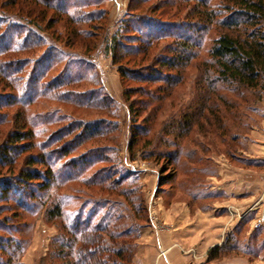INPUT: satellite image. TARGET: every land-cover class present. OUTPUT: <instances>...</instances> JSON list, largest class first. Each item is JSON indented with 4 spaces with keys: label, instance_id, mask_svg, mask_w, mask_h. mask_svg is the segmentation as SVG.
<instances>
[{
    "label": "trees",
    "instance_id": "1",
    "mask_svg": "<svg viewBox=\"0 0 264 264\" xmlns=\"http://www.w3.org/2000/svg\"><path fill=\"white\" fill-rule=\"evenodd\" d=\"M146 1L129 0L126 10L109 25L108 11L98 6L102 0H0V213L11 208L15 220L10 223V217L0 218V264H26L22 255L27 242L20 236L25 231L17 223L28 227L26 214L38 209H43L46 221L57 229L50 240L47 264H133L138 234L148 216L136 192L135 172L125 168L116 153L119 136L113 135L117 128L110 120L116 101L109 97L101 80L91 56L94 50L103 47L110 54L129 115L138 118L141 110L146 113L142 123L131 122L130 157L135 158L140 151L142 158H153L158 164L165 160L175 166L165 181L173 180L177 169L184 166L180 186L198 181L195 168L185 169L194 160L192 146L191 150L184 146L194 127L202 137L212 133L213 128L223 137L228 132L224 119L235 116L232 112L239 105L236 101L247 102L246 92L254 101L261 98L264 0H186L195 2L193 10L186 13V21L179 23L162 17L167 14L165 6H177L178 12L181 4L159 0L158 5L143 10ZM90 5L93 7L87 9ZM161 8L159 16L144 14ZM60 22L62 28L57 32L54 26ZM82 24L98 26L102 37L95 31L90 34ZM30 25L38 33L47 32L53 41L34 32ZM185 27L189 33L179 31ZM205 29L213 30L214 35L207 56L198 60L194 49L200 45L193 36ZM55 41L63 43L62 48ZM75 47L81 49L75 51ZM154 49L157 51L152 53ZM136 55L153 65L129 67L136 63ZM59 64L60 71L46 79ZM198 66L204 70L195 81L201 91L183 103L175 93L186 84V69ZM84 83L90 87H84ZM18 91L21 96L16 95ZM224 92L232 93L233 99L225 98ZM213 99L223 103L224 112L213 106ZM42 100L45 105L40 104ZM50 100L60 105L48 108ZM14 105H19L18 110L10 116L2 111ZM33 105L40 106L33 110ZM165 106V110L171 107L173 111L162 118L156 132L155 138L162 146L156 152L157 145L146 138L152 129L150 121ZM72 108L79 113L74 115ZM82 110L93 114L84 115ZM64 116H70V123L34 141L46 133L47 126L61 123ZM3 126L8 129L4 131ZM233 135L236 142L237 135ZM195 140L192 143L197 147L204 146ZM89 142L93 145L85 149ZM54 143L59 145L53 147ZM210 144L205 145V151ZM34 147L39 153H29L19 164V155ZM62 157L66 159L58 163ZM98 162L102 165L90 171ZM165 163L161 173L167 170ZM206 168L197 172L212 171ZM74 182L79 186L70 187ZM83 191L88 193L85 199L81 198ZM240 236V231L229 234L221 245L210 248L207 259L216 260L239 249L255 253L257 236L251 235V242H244Z\"/></svg>",
    "mask_w": 264,
    "mask_h": 264
},
{
    "label": "rangeland",
    "instance_id": "2",
    "mask_svg": "<svg viewBox=\"0 0 264 264\" xmlns=\"http://www.w3.org/2000/svg\"><path fill=\"white\" fill-rule=\"evenodd\" d=\"M163 1H168V0H163ZM176 4H181L180 6L182 7L181 9L178 10L177 12V6H165V8H163V10L165 9V11L167 12L166 15H163L162 18H166V19H172V20H178V23L180 22V20H184L186 21V13L190 12L194 5L195 2L193 1H188L185 3L184 1L181 0H170ZM212 3H214L216 0H211ZM128 2L129 0H102V3L99 4V7H104L107 11H108V24L112 25L113 22L118 19L122 13L126 10L127 6H128ZM159 0H147L146 2L142 3L141 8L143 10L146 9V7H148L149 5H154L157 4L158 5ZM93 6H87V9H91ZM167 7V8H166ZM142 10V11H143ZM160 11L162 12V8L159 9L158 11H144V14L146 17H151V16H159ZM51 11L49 12V15H51ZM49 17V16H48ZM44 25V24H43ZM62 23H56V25L54 26V28H57V32L59 29H61ZM82 27L88 28L89 29V33L92 34L94 33L93 31H95V33H97L98 36L102 37V29L100 30V28L98 26H91L88 24H82ZM90 26V27H89ZM30 29H33L34 32L38 31L35 29V27H33V25L29 26ZM178 27L174 26L173 29H177ZM179 31L183 32V33H189V28L185 27L184 29ZM39 35H47V32H39ZM101 34V35H100ZM214 35V31L213 30H203V31H199L194 32V36H193V40L199 44L200 46L198 48H195L194 51L198 53V57L197 59L199 60L200 58L203 59L207 56V49L210 46V39L212 38V36ZM48 36V35H47ZM49 37V36H48ZM51 37H49L50 39ZM99 39V38H97ZM168 41H170V39H167ZM51 41L52 38H51ZM163 41V40H162ZM165 42V41H164ZM54 43V42H53ZM163 42H160V44H162ZM166 43V42H165ZM55 44L60 46L62 48V46L64 45L61 42H56ZM160 47V45L158 44V46L156 47V49H158ZM80 47H75L74 50H80ZM156 49H154L152 51V53H154L155 51H157ZM82 51V50H81ZM38 52L34 55H37ZM79 54V53H78ZM81 55V54H79ZM91 56L93 57L94 61L97 63V66L99 68L100 74H101V80L103 82V84L107 85L109 87V97L114 99L116 102V104L112 105L113 107V115L110 116V120L113 121V125H116L117 130L114 131L113 135H118L119 136V141L117 139L116 136V142H119V150L116 152L120 162L123 166H125V168H129L131 170H133V172H135L133 174V177L136 179L135 182V186H136V192L138 194L139 199H141V201L143 202V206L146 209V215L148 216V224H150V226H154L156 228V224L155 221H157L156 219V214L154 213V211L152 210V207L154 206V201L153 198L150 196L153 193V191L151 190V183L156 181V187L157 186H162L163 183H168L167 187L169 189L173 188L176 186V182L178 181V179H182V175L184 174L183 168L184 166H182L181 168L177 169L176 176L173 180L171 181H165L166 175H168V173L172 172V169H175L176 167H172L171 164L165 163V160H161L160 163H156L155 160L153 158H142L141 157V153H139L140 151L137 152V155L135 156V158H131L130 157V152L128 149V144H129V130H130V126H131V122H136L137 124L142 123L143 122V117L145 116V111L140 112V116H138V118H133L129 115V111L127 109V105L124 104V102H122L121 99V94L120 96L118 95V92L122 91V86H121V81L118 75V72L116 70L115 67H113V65L111 64V56L108 53H105L103 50V47L101 49H96L92 52ZM142 56L141 55H136L135 56V62L136 63H132V65H129V67L131 68H139L140 66L138 65H147L149 64V66L151 67L153 64H151L149 61H147L146 59L141 60ZM34 60V59H33ZM197 60V61H198ZM143 67V66H142ZM157 68L160 67V65L156 66ZM62 68V64H59V66H56L55 68H53L45 77L46 79H50L53 76H55L60 69ZM203 67L202 66H198L197 68L195 67H191L186 69L185 71V75H184V81H186V84H182V86L179 88V91L175 93L176 97H181L179 98L181 102L185 103L186 101H189L188 99L190 97H194V93L197 94V91H201L200 89H197L195 87V81L198 79L197 77L199 76V74L201 72H203ZM116 73L118 75V78L116 77ZM118 81V83H117ZM24 83V82H21ZM115 83V84H114ZM132 84L134 85V82H132ZM84 87H90V84H83ZM120 85V87H119ZM155 85H152V87H154ZM190 86V87H189ZM121 88V89H120ZM202 89V88H201ZM112 90V91H111ZM220 93H223V91H220ZM248 101L247 102H243L242 100L238 99L236 102L239 104L238 107L236 109H234L235 116L232 118L230 116H227L226 113L225 115L227 117H229V119L225 118L224 122L226 123V125L228 126V132L227 135L223 136V137H219L216 130L211 129L213 132H209L206 135H202L199 134V131L196 130L197 126L194 127V130L192 131V136L190 137V139H186V142L184 143V146H187L186 148L191 147V149H193V151H195L194 156H193V162L190 165H186L185 169L187 167L189 168H195V172L197 175V180L198 179H202L204 177L203 174V169L200 173L197 172V170L201 167L206 166L207 170L210 171V168L212 169V171L214 170V166H211L209 164V162H207V160L211 161L210 159H208L211 155V153H219V152H225L228 154V156L234 155L236 156L237 154H241L240 150H239V146H236V142L232 140V134L237 135V139L239 137H245L247 134H249V132L251 131V129L253 127L258 128L260 127V123L263 121L264 119V91L261 92V98L257 101H254L255 98H253L248 92L245 93ZM17 96H21L22 93L21 92H17L16 93ZM28 95V94H26ZM137 97V95H136ZM224 97L226 98H231L233 99V94L230 92H224ZM212 102H214L213 106L217 108H219V111L224 112V105L220 100H215L213 99ZM165 103H170V102H165ZM41 105H45V102L42 100L40 102ZM60 104H57V102H51V100L49 101V103H47V107L48 108H52V107H57ZM40 105H33L32 109L33 110H38ZM19 105H14L11 108H4L2 111L6 112L7 115H11L14 111L18 110ZM167 106L159 109L158 114H156V118L152 121H150V125H152V129L151 132L147 135V138L145 136L146 139L151 138L153 143L156 146V152H158L159 150L162 149V146L158 143L157 138H155L156 136V132L159 130V127L161 126V121L162 118L167 117L171 114V111H173V109L170 107L169 109L165 110ZM71 111H73L72 113L74 115H77V113H79L78 111H76L75 109H71ZM61 113H64L63 110L61 111ZM82 113H84V115H89V114H93L90 112V110L88 111H83ZM81 113V114H82ZM62 115V114H61ZM237 116V118H235ZM63 118V117H62ZM132 122V123H133ZM70 123V116H64V118L62 119V122L58 123V124H53L50 126L46 127V133L45 134H41L38 137H35L34 141L38 142L42 139L43 136H46L47 134L52 133L54 130H57L59 127H61V125H64V127L66 126V124ZM205 123V122H204ZM204 127H207V124H203ZM214 127V126H212ZM210 128V127H209ZM4 131H6L8 129L7 126H3ZM199 129V128H198ZM233 135V136H234ZM196 138L195 141L199 142L201 145L204 146H198L192 143V140ZM144 139V137L142 138V140ZM141 140V142L139 143V145L141 146V144L143 143V141ZM194 141V142H195ZM102 142V141H101ZM103 143V142H102ZM210 148H208L209 150L205 151L207 149V147L205 146L206 144H209ZM59 145V143H54L53 147ZM93 143L89 142L87 144L84 145L85 149H88V147L92 146ZM190 149V150H191ZM141 150V149H140ZM81 151V150H80ZM104 154L105 151H103ZM29 153H39V149L38 147H34L32 149H30L28 152L27 151H23L19 157H18V162L19 164H22L24 161V158L26 157V155H28ZM109 153V152H108ZM87 154V153H85ZM140 155V156H139ZM95 157V154H91L90 157ZM54 157H57L54 155ZM208 157V158H207ZM66 158H61L60 160H58V163H60L61 161H63ZM197 160V161H196ZM255 160H251L250 158H243L242 162L244 164H250L251 162L255 163ZM258 161V160H257ZM130 163L131 165L133 164V166H135L134 168L136 170H134V168H130L128 167L127 163ZM99 164H96L95 166H93V168L90 169V171H92L94 168L98 167V165H102L101 162H98ZM163 163H165L164 165H166V169L165 172L161 173L162 171H164V166ZM179 165V164H178ZM180 166V165H179ZM37 167H42L40 165H38ZM191 168V169H192ZM179 170V171H178ZM139 171H145V175H141L139 178ZM211 171V172H212ZM2 173H5V168L2 170ZM164 175L161 176L160 175ZM147 176V179H144V177ZM190 176V175H189ZM163 177V178H162ZM186 175L183 176V178L185 179ZM162 182V183H161ZM148 184H150V186H148ZM72 188H75L77 186H79L78 183L74 182L71 184ZM133 185V186H134ZM134 186V187H135ZM187 185L186 183H183V187L185 188ZM71 188V189H72ZM66 187L62 188V191H65ZM175 191L179 192L180 190L175 189ZM181 194L183 195L184 193L181 192ZM86 195H88V193H86L85 191L82 192V197L83 199L87 198ZM86 213V212H85ZM13 212L10 208V210H5L2 211L0 213V218L3 217H10V223H14V218H13ZM45 214L43 212V209H38L37 212L32 213H27L26 214V220L28 222V227H23L18 225L17 223V227H22L24 228V233L22 235H20L21 237H24L26 239V248L23 252L22 255V260L26 263V264H47L45 262L46 259V254L49 251V245L51 238L53 237V235L56 233L57 229L55 228L54 224L47 222L46 218H45ZM17 219V218H16ZM18 220V219H17ZM259 221L260 225L258 227L254 226V223ZM155 224V225H154ZM263 225V220L261 218L254 220L251 228L253 230H256L257 232L254 233V235L257 236V240L254 242V245H256V249H255V253L247 254L245 251L242 250H232L231 252H229L227 255L220 257L218 260V262L216 263H223V261L225 260V258H232L233 255H249L248 256V262H246L245 264H264V233L260 230V228ZM145 226V225H144ZM143 226V227H144ZM143 227L140 229L139 234H138V238L139 239V235L143 229ZM153 227V229L155 230V228ZM16 230V229H15ZM231 232H229V234H231ZM228 234V235H229ZM16 235V234H15ZM227 235V236H228ZM227 238V237H226ZM226 240V239H225ZM241 240H243L241 238ZM136 248V247H135ZM163 254V255H162ZM159 257H163L165 256V251L163 249H161V247H159ZM224 259V260H223Z\"/></svg>",
    "mask_w": 264,
    "mask_h": 264
},
{
    "label": "crops",
    "instance_id": "3",
    "mask_svg": "<svg viewBox=\"0 0 264 264\" xmlns=\"http://www.w3.org/2000/svg\"><path fill=\"white\" fill-rule=\"evenodd\" d=\"M104 86L109 91V87ZM236 146L241 152L236 156L211 153L208 158L211 161L207 162L214 170L185 188L179 185L181 179L171 189L166 182L160 187H156V181L151 183L156 228L148 223L143 227L133 264L248 262L247 254L225 258L223 263L207 259L210 248L221 245L231 231H240L243 241L251 242V235L257 232L251 228L254 220H263L260 230L264 233V119L260 127H253L245 137H239ZM245 157L256 161L244 164ZM138 175L140 178L145 171H139ZM159 247L165 251V256H158Z\"/></svg>",
    "mask_w": 264,
    "mask_h": 264
},
{
    "label": "built area",
    "instance_id": "4",
    "mask_svg": "<svg viewBox=\"0 0 264 264\" xmlns=\"http://www.w3.org/2000/svg\"><path fill=\"white\" fill-rule=\"evenodd\" d=\"M127 164H128L127 166L130 167V168H132V167L134 168L135 167V166H133V164L131 165L129 162ZM134 170H136V169L134 168ZM259 225H260L259 221H257V222L254 223V226L255 227H258Z\"/></svg>",
    "mask_w": 264,
    "mask_h": 264
}]
</instances>
